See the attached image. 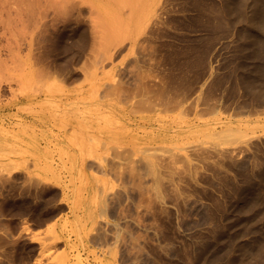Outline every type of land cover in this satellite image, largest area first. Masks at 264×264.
<instances>
[{
    "label": "rangeland",
    "instance_id": "rangeland-1",
    "mask_svg": "<svg viewBox=\"0 0 264 264\" xmlns=\"http://www.w3.org/2000/svg\"><path fill=\"white\" fill-rule=\"evenodd\" d=\"M224 2L0 0V264H264V135L220 138L252 101L235 84L242 27ZM136 91L151 96L142 109Z\"/></svg>",
    "mask_w": 264,
    "mask_h": 264
},
{
    "label": "bare ground",
    "instance_id": "bare-ground-1",
    "mask_svg": "<svg viewBox=\"0 0 264 264\" xmlns=\"http://www.w3.org/2000/svg\"><path fill=\"white\" fill-rule=\"evenodd\" d=\"M124 1V0H123ZM126 1V0H125ZM118 2H120V1H118ZM129 3V2H128ZM225 3V2H224ZM223 3V7H221L219 10H227L226 9V7L229 9V10H231V8H237V10L236 11H234V10H231L230 12L231 13H228V12H226V13H228L229 14V19H230V23L232 24V26H234L235 28H236V25L238 26V24H240L241 25V27H242V29H241V31H240V33L239 34H236V35H238V36H240L241 37V44L239 43L238 45H240L239 46V49L238 50H240L239 51V53H240V57H239V61H238V65H237V63H236V69L237 70H235V71H237L235 74V76L237 77V80H236V82L237 83H235V84H238V88H239V90H242L243 92V94L242 95H244L245 97L248 95L251 99H252V101H250V102H248V101H245V102H243V104H239L238 106H236L235 108H234V111H229V109L228 108H226V109H228V111L230 112V113H227V110L224 112L223 111V113H222V111L220 112L219 111V113H222V115H226V113L227 114H229V119H230V121L232 120V118H234V119H237V120H235V121H238V123L236 124V125H233L232 124V122H230V121H227V122H225L224 124V126L225 127H222V129L220 130V138H221V140L222 139H224V140H226L227 141V143H229V144H235L236 142H237V144H239V143H243V144H241V146H243L244 145V143L246 144H248V143H250V142H252L253 143V141H254V143L257 141V140H261L260 139V137L262 136V135H264V0H227V2L224 4ZM219 5V4H218ZM214 6H215V4H214ZM220 6V5H219ZM224 8V9H223ZM216 9V8H215ZM217 10V9H216ZM215 10V11H216ZM222 10H221V12H222ZM233 11V12H232ZM217 12H219V11H217ZM224 12V11H223ZM215 14V13H214ZM219 14H220V12H219ZM223 14H225V13H223ZM222 13H221V15H223ZM227 14V15H228ZM217 16H218V14H216ZM227 15L225 14L224 16H226L227 17ZM215 16V15H214ZM216 16V17H217ZM215 17V19H217V18H222V17H217L216 18ZM225 18V17H224ZM223 18V19H224ZM228 18V17H227ZM214 19V20H215ZM228 19V20H229ZM218 20V19H217ZM221 21H222V19L220 20V23H221ZM225 21V20H224ZM223 21V22H224ZM222 22V23H223ZM228 21L226 22L225 21V23H227V25H229L230 23H229ZM220 24L221 26H223V24ZM219 25V26H220ZM226 25V26H227ZM217 26V25H216ZM223 27H225V26H223ZM228 27V26H227ZM240 27V26H239ZM238 27V28H239ZM221 28V27H220ZM234 28V29H235ZM237 28V30H239ZM223 29H226V28H223ZM232 29V28H231ZM216 30H219V29H216ZM221 30V29H220ZM229 30V29H228ZM222 31V30H221ZM223 32H224V30H223ZM228 32H230V31H228ZM234 32V31H233ZM239 31H237V33H238ZM221 33V32H220ZM223 34V33H222ZM226 34H228L227 32H226ZM225 34V35H226ZM229 35H230V33H229ZM239 37V38H240ZM236 54H238V53H236ZM237 56V55H236ZM100 58H101V55L99 56ZM100 61V60H99ZM213 69V68H212ZM235 69V68H234ZM41 71V70H40ZM39 71V72H40ZM205 71V70H204ZM204 71H203V73H204ZM234 71V70H233ZM232 71V72H233ZM42 72V74H43V72L44 71H41ZM40 72V73H41ZM209 72V71H208ZM229 72V71H228ZM231 72V71H230ZM210 73V76L212 75V71L211 72H209ZM205 74H206V72H205ZM233 74V73H232ZM231 74V75H232ZM101 75V74H100ZM204 75V74H203ZM209 76V75H208ZM202 78V77H201ZM204 78V77H203ZM207 77H205L204 79H206ZM197 79H199V78H197ZM208 79V78H207ZM220 79V78H219ZM110 82V81H109ZM203 82H205L206 83V80L205 81H203ZM104 83V82H103ZM109 85V84H108ZM95 86V85H94ZM118 86V85H117ZM116 85H115V87H117ZM120 86H122V85H120ZM201 86H203V85H201ZM119 87V86H118ZM200 87V86H199ZM237 86L235 85V88H236ZM201 88V87H200ZM238 88H236V89H238ZM74 89V88H73ZM125 89V88H124ZM95 90V89H94ZM99 90H100V88H99ZM126 91V90H125ZM68 92V91H67ZM106 94H110V92H112V90H110V91H104ZM114 92V91H113ZM127 92V91H126ZM145 92V91H144ZM99 93H101V94H104L103 93V91L102 92H99ZM115 94H119V93H121V92H119V93H116V92H114ZM124 94H125V92H123ZM135 93V92H134ZM75 94V93H74ZM113 94V93H112ZM123 94V95H124ZM126 94H127V96H126ZM124 96H126V97H128V94L129 93H126ZM137 91H136V95H134V94H131L132 96L131 97H128V98H130L128 101H130L131 100V98L132 97H135V99H132V101H133V105L136 107V104L139 106V108H141L140 107V105L142 106V105H145V104H149V103H147V98H149V100H150V97L148 96V95H146V96H148V97H146L145 98V95H140V98H137L138 96H137ZM77 95V94H76ZM79 95V94H78ZM99 95V94H98ZM105 95V94H104ZM103 95V96H104ZM111 95V94H110ZM121 95V94H120ZM120 95H118V97L120 96ZM97 96V95H96ZM102 96V97H103ZM107 96V95H106ZM109 96V95H108ZM117 96V95H116ZM122 96V95H121ZM130 96V95H129ZM243 96V97H244ZM247 96V97H248ZM72 97H73V92H68L67 94H66V96L65 97H62V101L64 102V106H63V104H62V109L64 110V111H68V110H70V109H72L71 108V103H72ZM86 97V96H85ZM92 97V96H91ZM95 97V96H94ZM100 98V97H99ZM105 98V97H104ZM119 98H121V97H119ZM123 98V97H122ZM121 98V100H123ZM127 98V99H128ZM74 99V98H73ZM92 99V98H91ZM126 98L124 97V100H125ZM126 99V100H127ZM160 100H162L161 98H159ZM248 99V98H247ZM97 100H99V99H97ZM159 100V101H160ZM127 101V102H128ZM15 101H11V103H14ZM82 102V101H81ZM86 102V101H85ZM160 102H162V101H160ZM10 103V104H11ZM135 103V104H134ZM9 104V103H8ZM9 104V105H10ZM91 104V103H90ZM92 104H94V103H92ZM151 104H152V102H151ZM150 104V106H152V107H156L155 105H151ZM253 104H255V106L256 105H259V106H263V108L261 109L260 107L259 108H257V106H256V108L257 109H253V108H251V106L253 105ZM14 105V104H13ZM4 106H6V105H4ZM8 106V105H7ZM6 106V107H7ZM75 106V105H74ZM85 106V105H84ZM105 107H108V108H100L101 109V113L102 112H104V111H108V112H110V113H113L114 111H115V107L113 106V105H104ZM133 106V107H134ZM150 106H148L150 109L152 108V107H150ZM16 107H17V105H16ZM132 107V108H133ZM134 107V108H135ZM147 107V106H146ZM146 107H144V109H146ZM158 107V106H157ZM216 107V106H215ZM214 107V108H215ZM222 107V106H221ZM221 107H220V109H221ZM226 106H224L223 107V109L225 108ZM229 107V106H228ZM234 107V106H233ZM14 108V107H13ZM83 108V107H82ZM142 108H143V106H142ZM141 108V109H142ZM217 108V107H216ZM1 109V108H0ZM7 109H9V108H7ZM87 109V108H86ZM99 109V110H100ZM148 109V108H147ZM150 109H149V111H150ZM153 109V108H152ZM219 109V108H218ZM217 109V110H218ZM137 110H138V107H137ZM214 110V109H213ZM233 110V109H232ZM18 111V110H17ZM3 112V111H2ZM12 112V111H11ZM218 112V111H217ZM4 113V112H3ZM7 113V112H6ZM12 113H14V112H12ZM22 113V112H21ZM20 113V114H21ZM65 113V112H64ZM63 113V114H64ZM82 113L83 112H81V116H82ZM97 112H95V111H92L90 114H96ZM1 114V113H0ZM23 114V113H22ZM104 114H106V113H104ZM214 114H215V112H214ZM78 115V114H77ZM130 115V114H129ZM136 115V114H135ZM19 116H21V115H19ZM67 116V115H66ZM96 116V115H95ZM105 116H107V114L105 115ZM104 116V119H106V117ZM108 116H110V115H108ZM107 116V117H108ZM121 116V115H120ZM218 116V115H217ZM16 117V116H15ZM98 117H100V116H98ZM101 117H103V115L101 114ZM219 117H220V115H219ZM2 118H4V117H2ZM25 118V117H24ZM110 118H112V117H110ZM109 118V119H110ZM32 119V118H31ZM108 119V118H107ZM126 119V118H125ZM130 120L128 121V120H126V123L127 122H129L131 125H134V126H136V128H140L141 130H142V128H145L146 129V127H148V126H150L151 125V123L150 122H148L146 119H145V121H147V122H145V121H139L138 119H136L135 117L132 119V118H129ZM221 119H223V118H221ZM227 119V118H226ZM199 120V119H198ZM18 125H22L24 122H23V118L22 117H20V119H18ZM90 121V120H89ZM99 121V120H98ZM105 121V120H104ZM113 121V120H112ZM112 121H111V123H112ZM118 121H119V119H118ZM212 121V120H211ZM214 121H216V120H214ZM217 121H223V120H217ZM35 122V121H34ZM94 123H95V121H93ZM113 122H116V124H119L120 123V121H119V123L115 120V121H113ZM199 122V121H198ZM213 122V121H212ZM27 123V122H26ZM48 123V122H47ZM105 123H106V121H105ZM7 124V123H6ZM82 124V123H81ZM123 124H124V121H123ZM217 124L218 123H216V126H217ZM222 124V123H221ZM235 124V123H234ZM4 125V124H3ZM9 125V124H8ZM15 125V124H14ZM17 125V126H18ZM36 125V124H35ZM43 125V124H42ZM45 125V124H44ZM83 125V124H82ZM98 125V124H97ZM103 124H101V126H102ZM121 125H122V123H121ZM120 125V126H121ZM12 126V125H11ZM16 126V127H17ZM24 126V125H23ZM22 126V127H23ZM39 126H41V125H39ZM50 126V125H49ZM99 126V125H98ZM100 126V127H101ZM110 126V125H109ZM129 126V125H128ZM215 126V125H214ZM215 126V127H216ZM219 126V125H218ZM217 126V127H218ZM33 127V126H32ZM53 128H54V126H52ZM115 127V126H114ZM118 127V126H117ZM8 128V127H7ZM44 128V127H43ZM62 128V127H61ZM101 128H103V126L101 127ZM122 128H125V127H123L122 126ZM132 129H133V126L131 127ZM135 128V129H136ZM152 128H154L155 129V127H151V129ZM22 129V128H21ZM64 129V131H66L65 130V128H63ZM99 129V128H98ZM110 129V128H109ZM111 129H113L114 130V128H111ZM121 129V128H120ZM148 129V128H147ZM181 128H179L178 130H180ZM214 129V128H213ZM213 129H211V130H213ZM259 129H261V131H259ZM11 130H13V129H11ZM18 130H19V128H18ZM48 130V129H47ZM46 130V131H47ZM59 130V129H58ZM102 130V129H101ZM125 130H128V129H125ZM125 130H123V131H125ZM183 130V129H182ZM197 130V129H196ZM43 131V130H42ZM53 131V130H52ZM107 131V130H106ZM116 131V130H115ZM129 131H130V127H129ZM143 131V130H142ZM145 131V130H144ZM143 131V132H144ZM151 131V130H150ZM176 131V130H175ZM194 131V130H193ZM198 131V130H197ZM202 131V130H201ZM209 131V130H208ZM248 131V132H247ZM11 132V131H10ZM9 132V133H10ZM15 132V131H14ZM14 132H13V134H14ZM219 132V131H218ZM12 133V132H11ZM42 133V132H41ZM50 133V132H49ZM59 133V132H58ZM60 133H62V132H60ZM125 133H126V131H125ZM132 133V132H131ZM171 133V132H170ZM194 133V132H193ZM200 133H202V132H200ZM203 133H205V132H203ZM211 133V132H210ZM214 133H215V131H214ZM213 132H212V135H215ZM216 133H217V131H216ZM241 133H243V134H241ZM17 134V133H16ZM64 134V133H63ZM65 134H66V132H65ZM71 134H72V132H71ZM116 134V133H115ZM177 134V133H176ZM207 134L208 133H206L205 135L207 136ZM238 134H240L239 136H238ZM44 135V134H43ZM58 135V136H57ZM56 136H57V138H56V142H55V146L60 150V149H62V148H68L69 149V145H65L64 144V142H63V144L62 143H60V135L61 134H57ZM68 136H70L69 134H67ZM67 135H65V136H67ZM72 135H74V134H72ZM119 135V134H118ZM200 135H202V134H200ZM210 135V137L212 136L211 134H209ZM233 135V136H232ZM252 135V136H251ZM19 136V135H18ZM50 136H51V134H50ZM49 136V137H50ZM55 136V135H54ZM75 136H77V134H75ZM113 136V135H112ZM115 136V135H114ZM180 136V135H179ZM186 136H187V134H186ZM216 136H218V135H216ZM230 136H232V138H231V140H228V138L230 137ZM15 137V136H14ZM13 137V138H14ZM17 137V136H16ZM62 137V136H61ZM172 137H173V134H172ZM209 137V136H208ZM80 137H78L77 136V139L79 140V142L81 141V143L83 142V140L82 139H79ZM90 138V137H89ZM88 138V139H89ZM111 138V137H110ZM212 138H214V137H212ZM54 139H55V137H54ZM66 139H68V137L66 138ZM179 139V138H178ZM47 140V139H46ZM51 140H52V138H51ZM50 140V141H51ZM64 140V139H63ZM75 140V139H74ZM219 140V139H218ZM223 140V141H224ZM237 140V141H236ZM251 140H253V141H251ZM48 141V140H47ZM220 141V140H219ZM236 141V142H235ZM69 142V141H68ZM258 142V141H257ZM256 142V143H257ZM50 144H51V142H49ZM72 143V142H71ZM67 144V143H66ZM68 144H70V143H68ZM74 144V143H73ZM73 144H70V145H73ZM185 144V143H184ZM261 144V143H260ZM76 145V144H75ZM74 145V146H75ZM78 145V144H77ZM85 145H87L86 143H85ZM186 145V144H185ZM256 145V144H255ZM20 146V145H19ZM238 146V145H237ZM236 146V147H237ZM248 147L250 146V144H248L247 145ZM258 147H259V145H257ZM261 146V145H260ZM15 147V146H14ZM46 147V146H45ZM102 147H103V145H102ZM105 147H106V145H105ZM118 147V146H117ZM124 147V146H123ZM182 148H185V150L187 149V147L185 146H181ZM251 147V146H250ZM254 147H256V146H254ZM18 148H20V147H18ZM48 148V147H47ZM70 148H72V146L70 147ZM80 148V147H79ZM78 148V149H79ZM89 148V147H88ZM110 148H112L111 146H110ZM181 148V150H183ZM238 148H241V147H238ZM25 149V148H24ZM73 149H74V147H73ZM72 149V150H73ZM104 149V148H103ZM113 149H115V151L116 150H118L119 151V149H117V148H115V146H114V148ZM120 149H122L121 148V146H120ZM131 149V148H130ZM135 149V148H134ZM146 149V148H145ZM144 149V150H145ZM19 150V149H18ZM23 150V149H22ZM21 150V151H22ZM65 150V149H64ZM67 150V149H66ZM75 150V149H74ZM86 150H87V148H86ZM110 150V149H109ZM129 150V149H128ZM148 150H150V149H148L147 148V150H145V151H148ZM224 150V149H223ZM20 151V150H19ZM19 151H18V154H19ZM20 151V152H21ZM69 151H70V149H69ZM79 151V150H78ZM81 151V150H80ZM88 152H86L88 155L90 154L89 153V150H87ZM122 152L124 151V150H121ZM121 151H120V153H121ZM225 151V150H224ZM227 151V150H226ZM13 152V151H12ZM24 153H25V151H23ZM26 152H27V150H26ZM29 153L31 152V151H28ZM27 152V153H28ZM71 152V151H70ZM75 152H76V150H75ZM125 153L127 152V150H125L124 151ZM123 152V153H124ZM133 151H131L130 153H132ZM141 152H143L142 150H141ZM228 152V151H227ZM22 153V152H21ZM20 153V154H21ZM65 153V152H64ZM143 153H145V152H143ZM10 154H11V152H10ZM15 154V153H14ZM34 154V153H33ZM79 154H81V153H79ZM127 154H128V152H127ZM11 155H13V153L11 154ZM16 155V154H15ZM22 155V154H21ZM24 155V154H23ZM31 155V154H30ZM87 155V158H92L91 157V154H90V156H88ZM128 155H130V154H128ZM132 155V154H131ZM39 156V155H38ZM97 155H94L93 156V159H91V160H96L98 157H96ZM101 156H102V154H101ZM77 157V156H76ZM81 157V156H80ZM96 157V158H95ZM102 157H105L104 155L102 156ZM40 158V157H39ZM104 160H105V158H103ZM142 159V158H141ZM10 160V159H9ZM14 160V159H13ZM12 160V161H13ZM78 160V159H77ZM79 160H81V158L79 159ZM94 160V162L93 163H95L96 161ZM97 160H99V158L97 159ZM234 160V159H233ZM232 160V161H233ZM26 162H27V160H25ZM42 161V160H41ZM149 161H150V159H149ZM238 161V160H237ZM11 162V161H10ZM10 162H8V163H10ZM91 162V163H92ZM97 162H100V161H97ZM142 162V163H141ZM140 162V165L141 164H143V160ZM145 162V161H144ZM146 162H148V161H146ZM183 162H185V161H183ZM46 163V162H45ZM78 163H80V161L78 162ZM78 163H77V165H78ZM87 163V162H86ZM90 162L88 163L89 165L91 164ZM235 163V162H234ZM237 163V162H236ZM11 164H13V163H11ZM37 164V163H36ZM44 164V163H43ZM42 164V165H43ZM46 164H48V163H46ZM72 164V163H71ZM76 164V163H75ZM96 164V163H95ZM95 164H91V165H95ZM97 164H99V163H97ZM96 164V165H97ZM149 164V163H148ZM13 165H16L15 163L13 164ZM59 165V164H58ZM90 165V166H91ZM100 165V164H99ZM101 165H102V159H101ZM147 165V164H146ZM151 165V164H150ZM37 166V165H36ZM35 166V167H36ZM75 166V165H74ZM145 166V165H144ZM149 166V165H148ZM147 166V167H148ZM42 167H45V165L44 166H42ZM42 167H40V168H38V169H41ZM73 167V166H72ZM77 167V166H76ZM100 168H101V166H99ZM146 167V166H145ZM146 167V168H147ZM169 167H170V165H169ZM140 168H141V166H140ZM139 168V169H140ZM144 168V167H143ZM151 168V167H150ZM166 168H168V167H166ZM51 169H52V167H51ZM148 169L149 168H147V171H148ZM172 169H173V167H172ZM43 170V169H42ZM45 170H49L48 168H46ZM73 170H75V169H73ZM143 170V169H142ZM150 170V169H149ZM169 170H171L170 168H169ZM101 171H102V169H101ZM141 171V170H140ZM139 171V172H140ZM144 171H146L145 169H144ZM144 171H141L142 173H144ZM150 171H153V169L152 170H150ZM174 171V170H173ZM173 171H171V172H173ZM149 172V171H148ZM177 172V171H176ZM103 173V172H102ZM151 173V172H150ZM149 174V173H148ZM177 174V173H176ZM172 175V178H173V174H171ZM145 177V176H144ZM141 178H142V176H141ZM140 178V179H141ZM146 178H147V175H146ZM142 179H145V178H142ZM173 180V179H172ZM142 181V180H141ZM148 181V180H147ZM145 182V181H144ZM143 184L142 182H140V180H139V184ZM146 183V182H145ZM140 184V186H143V185H141ZM105 186V185H104ZM144 187V186H143ZM147 187V186H146ZM102 188H103V186H102ZM157 188H159L160 189V187H157ZM102 190V189H101ZM104 190V189H103ZM103 190L101 191V193L103 192ZM158 190V189H157ZM99 191V190H98ZM158 193V192H157ZM100 194V193H99ZM246 208V207H245ZM244 207H243V212L244 213H246V212H250V210L252 209V204H251V206L250 207H247L246 209H245ZM101 225V224H100ZM99 225V226H100ZM98 226V227H99ZM100 228V227H99ZM101 228H102V225H101ZM101 228L99 229L100 231H101ZM102 232H103V230H102ZM101 235H102V233H100ZM97 235H98V238H96V241H97V239L99 240V239H101L102 237H103V235L105 236V232L103 233V235H102V237H101V235H99L98 233H97ZM96 235V236H97ZM96 236H94V237H96ZM100 236V237H99ZM94 239V238H93ZM95 240V239H94ZM95 242V241H94ZM98 242V241H97ZM97 242H95V243H97ZM99 242H100V240H99ZM98 242V243H99ZM97 243V244H98ZM208 247H210V246H208ZM208 247H204V248H208ZM204 248H202L201 247V249H204ZM200 249V250H201ZM202 251V250H201ZM208 251V250H207ZM203 252V251H202ZM204 252H206V251H204ZM198 254V253H197ZM200 254H201V252H200ZM203 254V257H207V255L206 256H204V253H202ZM201 254V255H202ZM219 254V255H218ZM220 255H221V253H216L214 256L215 257H213V259H212V257H211V260L209 261L210 263H212V260H217V259H219V257H220ZM200 256V255H199ZM200 257H202V256H200ZM208 258V257H207ZM249 260H251V259H249ZM236 261V264H247V262L245 261V260H242V259H236L235 260ZM237 261H238V263H237ZM207 263H208V260H207ZM66 264H68V262L66 263Z\"/></svg>",
    "mask_w": 264,
    "mask_h": 264
}]
</instances>
